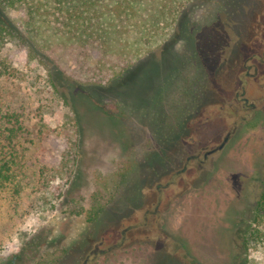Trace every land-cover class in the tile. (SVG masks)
<instances>
[{"label":"rangeland","instance_id":"1","mask_svg":"<svg viewBox=\"0 0 264 264\" xmlns=\"http://www.w3.org/2000/svg\"><path fill=\"white\" fill-rule=\"evenodd\" d=\"M68 62H31L12 41L0 52V264H84L93 249L89 264H264L260 207L236 263L224 231L245 190L264 194V0H187L168 37L103 84L78 81ZM228 131L157 228L146 226L166 167ZM131 222L129 241L111 250Z\"/></svg>","mask_w":264,"mask_h":264},{"label":"trees","instance_id":"2","mask_svg":"<svg viewBox=\"0 0 264 264\" xmlns=\"http://www.w3.org/2000/svg\"><path fill=\"white\" fill-rule=\"evenodd\" d=\"M186 1L0 0V52L12 41L27 48L31 62L64 67L72 60L78 81L103 84L123 76L138 57L163 42ZM11 10L21 15L12 18ZM14 118L11 114L9 122ZM12 124L9 141L23 127L17 120ZM5 169L8 163L0 164V184L9 179ZM260 208L264 211V194ZM100 209L90 210L91 221Z\"/></svg>","mask_w":264,"mask_h":264},{"label":"flooded vegetation","instance_id":"3","mask_svg":"<svg viewBox=\"0 0 264 264\" xmlns=\"http://www.w3.org/2000/svg\"><path fill=\"white\" fill-rule=\"evenodd\" d=\"M256 71H258V67H256ZM246 100H248V98H246ZM253 105V111L259 109V106L256 105L255 103L252 104ZM237 108H239L237 106ZM232 135V131H228L221 143L217 146H215L212 149L209 150H205V151H201L198 153H190L187 154L186 157L183 156L182 160L183 161V165L181 167L178 168H174L171 169V167H166V170L170 169L169 171V175L168 177H166L167 175L165 174V176L163 178H161V180L157 181V185H156V193H155V199L152 201V204H155L156 210H153L151 208L142 211L145 213H148L152 216L153 218V222L148 221L146 226H148L149 224L153 223V227H156L160 224V220L162 219V216L165 214L169 203L173 202L176 198H175V194L173 195V191H175L176 189H179V186H192L193 185V181L194 178L198 176V172H196L197 170L202 171L205 167V161L208 159L209 155L214 154L216 152H218L220 149H222L227 141L229 140V138ZM220 146H222V148H220ZM201 153L203 155V157H201ZM194 159V163L191 164V160ZM174 160L171 159L170 163H173ZM263 163L261 164L260 168L262 167ZM196 170L195 172H192L191 174H189V172H191ZM160 175V174H159ZM158 175V176H159ZM165 179V180H164ZM256 188V186H254ZM175 189V190H174ZM245 195L243 198V201L241 203H235L234 205H231L229 208H227L226 213H229V225L225 226L224 231L225 234L228 238V242H229V246L227 248V253H232L234 254L233 256V262L236 263L237 258L241 257L242 253L245 252L246 250V245H244L243 242V237H241V233L243 234V231L245 232L246 230L243 229V226L246 225L247 222L252 221V216L256 215L258 208L260 207V200H251L247 197V195H251V193H248V189L245 190ZM255 194L257 195V190L255 189ZM140 199L144 198V195H141L140 193ZM234 213V215H233ZM234 216V218H232ZM133 223L131 222L130 224H128V226H126L123 230H122V240L120 241V243H114L111 247L112 249H116V248H121L125 245L126 242L129 241V233L133 231ZM193 226V225H192ZM122 245V246H120ZM181 246L175 242V249L177 251L181 250ZM91 254L88 255V257H86V259L84 260V264H89L91 261V256L95 255V253H97V249H93L92 251H90ZM189 254V253H188ZM185 257L188 258L187 255H185ZM190 259V264H198L197 261L194 258H189Z\"/></svg>","mask_w":264,"mask_h":264},{"label":"water","instance_id":"4","mask_svg":"<svg viewBox=\"0 0 264 264\" xmlns=\"http://www.w3.org/2000/svg\"><path fill=\"white\" fill-rule=\"evenodd\" d=\"M220 148H222V146H220Z\"/></svg>","mask_w":264,"mask_h":264}]
</instances>
